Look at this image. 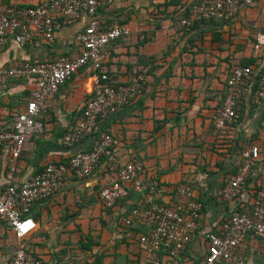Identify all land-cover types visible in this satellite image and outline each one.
<instances>
[{"label":"crops","instance_id":"1","mask_svg":"<svg viewBox=\"0 0 264 264\" xmlns=\"http://www.w3.org/2000/svg\"><path fill=\"white\" fill-rule=\"evenodd\" d=\"M48 1L0 0V5L29 8ZM194 1L113 0L100 5L96 16L104 26L125 25L129 30L104 47L103 71L119 85L136 75L145 78L144 90L102 119L100 129L114 135L121 162L143 165V191L130 189L125 199L106 208L99 190L115 178V166L102 159L90 176L70 175L49 199L31 208L36 228L24 242L42 264H142L145 251L136 235L124 238L122 219L144 196L171 203L180 184L202 204L200 217L182 254L173 257L163 250L158 256L161 264H202L206 235L221 233L230 213L249 207L264 185V101L257 105L251 95H243L236 122L223 129L213 123L230 70L264 62V2L242 9L230 22L183 27V10ZM87 21L82 15L61 27L51 42L41 36L23 45L8 41L0 46V67L77 56L80 46L74 36ZM92 75L89 67L81 69L48 100L38 119L41 128L26 140L21 156L14 162L2 159L5 176L23 181L47 163H67L73 153L91 148L92 137L71 147L62 138L93 94ZM31 90L29 80L20 79L0 93V129L12 126ZM250 144L258 146L260 159L238 198L225 202L219 191L235 173L240 151ZM133 229L136 234L147 231L137 221ZM18 244L12 230L0 222V262L12 256ZM241 254L244 264H264V236H247Z\"/></svg>","mask_w":264,"mask_h":264},{"label":"built area","instance_id":"2","mask_svg":"<svg viewBox=\"0 0 264 264\" xmlns=\"http://www.w3.org/2000/svg\"><path fill=\"white\" fill-rule=\"evenodd\" d=\"M113 0H49L29 8L0 5V46L8 41L19 45L41 36L51 42L61 27L88 17L85 27L74 36L80 49L73 58L25 61L20 65L0 67V93L5 92L12 80L27 79L32 85L30 99L18 113L9 128L0 129V222L14 233L19 244L15 252L0 264H42L30 252L24 240L36 228L30 212L34 204L49 199L69 178L83 179L92 174L102 159L116 167L115 178L99 190V198L106 208L129 195L130 189L143 191V165L137 161L121 162L114 151L115 137L102 131L100 122L119 108L127 105L145 87L142 74L136 75L126 85L108 83L102 69V51L129 33L125 25L106 27L97 18L100 5ZM264 0H196L188 7L187 17L180 25L189 27L204 20L230 21L242 9ZM263 63L259 67L234 66L226 79L222 106L213 116L216 129H223L239 118L241 97L249 94L260 105L264 101ZM89 67L92 72L93 94L81 113L65 132L62 143L71 147L86 137H92L89 150L73 153L67 163H47L31 177L16 181L13 175H4L2 159L16 161L26 140L41 128L38 121L47 109V103L58 89L75 73ZM259 148L250 144L240 151V161L233 175L228 176L219 191L221 199L232 202L241 194L249 173L259 161ZM202 204L183 184L177 185L171 203H159L152 198L143 200L129 210L122 219L124 238L132 239L143 247L142 264H161L160 251L170 256L182 254L196 229ZM146 225L145 233L136 234L134 223ZM264 236V185L254 195L249 209L230 213L221 233L206 235L207 252L202 264L227 261L244 264L241 249L247 236Z\"/></svg>","mask_w":264,"mask_h":264},{"label":"trees","instance_id":"3","mask_svg":"<svg viewBox=\"0 0 264 264\" xmlns=\"http://www.w3.org/2000/svg\"><path fill=\"white\" fill-rule=\"evenodd\" d=\"M188 7H189V6H187L186 8H184V10H183V16H182L181 18L187 17V15H188V13H189V11H188ZM205 21H217V20H213V19H210V20H204V21H201V22H196V23L192 24V25L189 26V27H192V26H194V25H196V24H199V23H202V22H205ZM230 21H231V20H230ZM230 21H220V22H230ZM253 64H254V63H253ZM242 66H254V67H259L260 64H257V65H250V64H247V65H242ZM261 68H262V70H264V62H263V65H262ZM227 77H228V76H227ZM108 78H109V76H108ZM108 83H113V85H118V84L112 82V81L110 80V78H109V80H108ZM225 85H226V81H225V84H224V88H225ZM245 209H249V207L247 206ZM236 211H237V212H242V211H244V209L237 208Z\"/></svg>","mask_w":264,"mask_h":264}]
</instances>
